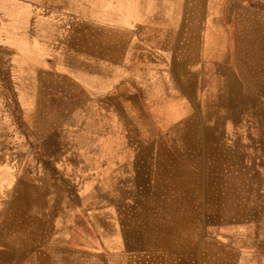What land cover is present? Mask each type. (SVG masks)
<instances>
[{
    "label": "rangeland",
    "instance_id": "374dc122",
    "mask_svg": "<svg viewBox=\"0 0 264 264\" xmlns=\"http://www.w3.org/2000/svg\"><path fill=\"white\" fill-rule=\"evenodd\" d=\"M104 1L0 0V171L7 172L0 200L9 214L6 233L2 231L0 264H264V164L255 165L259 156L249 150L247 140L238 143L241 149L230 147L239 136H216L212 166L211 136H152L153 143L156 138L165 146L161 159L167 161L169 178L181 169L175 160H183L188 163L185 178L196 177L200 189L194 200L198 208L193 210L201 212L187 215L176 214L178 193L170 189L166 223L162 216V229L157 230L158 215L135 214L133 207L130 214L113 215L109 206L108 214L97 215L96 180L89 176L87 183L64 182L61 169L49 162L60 153L56 147L71 143L78 133L82 144H95L96 136L85 127L71 126L70 118L69 125L62 124L64 115L70 117L78 104L55 100L57 94L76 92L68 69L74 59L87 57L94 64L97 48L104 43L105 52L113 46L116 53L123 51L126 62L129 50L143 38L139 29L145 23L97 22L103 11L113 10L128 20L146 15L154 29H162L167 46L157 50L153 45V51L161 54L167 79L174 82L177 58L183 56L189 70L193 61L201 67L209 19L233 14L243 6L263 9L264 0H113V6ZM158 153L157 147L153 155ZM68 169L73 173L77 168ZM208 174L216 178L213 187L202 182ZM32 185L54 186L59 204L50 218L40 216L38 224L37 211L24 199L27 221L21 226L19 190L25 197ZM172 185L176 186L169 182ZM185 195L181 196L185 199ZM44 209L39 213L46 215ZM60 213H65V221L54 223L52 218L58 219ZM112 220L131 235L126 238L129 247L113 245V234L120 232L110 228Z\"/></svg>",
    "mask_w": 264,
    "mask_h": 264
},
{
    "label": "crops",
    "instance_id": "0c3cea01",
    "mask_svg": "<svg viewBox=\"0 0 264 264\" xmlns=\"http://www.w3.org/2000/svg\"><path fill=\"white\" fill-rule=\"evenodd\" d=\"M108 3L115 5L113 0L103 2L105 5ZM123 15L106 10L97 16L96 21L145 23L141 27L143 30L139 29L143 38L133 41L136 44L129 50V55L127 53L128 61L125 62L123 51L116 53L114 46L105 52L102 43L97 48L94 64L89 63L87 57L83 60L80 57L79 62L74 59L68 68L75 94H57L55 99L56 102L78 104L70 117L64 115L65 122L61 123L69 125L70 118L71 126L75 125L80 130L85 127L96 136L95 144H82L78 133L71 143L56 147L55 150L60 153L55 154L49 162L61 169L64 182L87 183L89 176L96 180L97 215L108 214L109 206L113 215L130 214L133 207L135 214L158 215V218H154V222L159 223L157 230L162 229V216L166 223L170 189L178 193L174 204L179 209L176 214L180 215L201 212L193 210L198 208L194 200H198L196 194L200 189L196 187V177L191 175V178H185L184 166H188V163L184 164L183 160H175L177 164L180 163L181 169H177L169 178L167 161L161 159L165 146L162 142H156V138L153 143L152 136H211L208 141L211 166L214 165L211 152L216 150L213 146L216 136H239L237 140L230 139V147L241 149L238 143L247 140L249 150L259 156V162L255 158V165L264 164V8L243 6L233 14L224 12L222 16L209 19L201 67L200 63L196 67L197 63L193 61L189 70L187 64L185 67L183 56L179 60L177 58L174 82L167 79V66L161 54L153 51L154 46L157 50L167 46H164L166 41L162 38V29H154L151 18L146 15L135 16L133 20ZM133 33L138 36L137 30ZM84 54H87L86 50ZM157 147L159 153L155 156L153 151ZM69 167L77 169L72 173ZM6 177L7 172L0 171V198L4 185L2 180ZM169 182L176 186L169 187ZM198 182L201 183V179ZM202 182L213 187L216 178L208 174ZM19 194V209L22 211L21 216L17 214V219L19 217L21 226L27 221L23 213L24 199L30 201L34 211H37L38 224L41 223L40 216L50 218L52 209L59 204L56 188L52 185H32L31 194L27 193L24 197L23 190H19ZM184 194L185 199L181 196ZM66 200L64 197V207ZM3 205L0 200V243L5 240L2 231H5L3 229L9 217ZM45 207L47 214L39 213ZM83 207L86 209L84 204ZM115 209L121 210L117 212ZM52 220L54 223L64 222L65 213H60L58 219L57 215L54 216ZM134 226L135 230L139 229L136 223ZM126 227L131 229L132 223ZM110 228L115 234L120 232L113 234V245L122 248L131 245L126 241L131 235L124 233L125 226L118 228L112 220ZM60 230L65 232V227Z\"/></svg>",
    "mask_w": 264,
    "mask_h": 264
},
{
    "label": "bare ground",
    "instance_id": "6f19581e",
    "mask_svg": "<svg viewBox=\"0 0 264 264\" xmlns=\"http://www.w3.org/2000/svg\"><path fill=\"white\" fill-rule=\"evenodd\" d=\"M180 100V99H179Z\"/></svg>",
    "mask_w": 264,
    "mask_h": 264
}]
</instances>
